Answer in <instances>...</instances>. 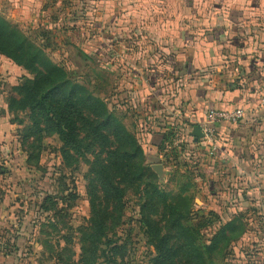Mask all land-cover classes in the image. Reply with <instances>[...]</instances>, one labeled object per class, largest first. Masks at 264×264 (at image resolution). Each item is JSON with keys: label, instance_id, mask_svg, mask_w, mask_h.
Returning <instances> with one entry per match:
<instances>
[{"label": "crops", "instance_id": "1", "mask_svg": "<svg viewBox=\"0 0 264 264\" xmlns=\"http://www.w3.org/2000/svg\"><path fill=\"white\" fill-rule=\"evenodd\" d=\"M10 1L23 17L32 16L28 9L39 10V0ZM96 5L97 60L118 68L116 80L124 88L117 98L142 115L151 166L161 164L164 176L169 174L165 152L182 144L193 151L192 159L199 155L198 162L206 157L227 165L225 178L210 167L197 180H205L203 195L213 196L224 192L222 185L238 182L240 205L252 207L259 218L249 221L251 229L233 247L232 263L264 264V0H101ZM210 109L246 113L239 123L215 125V150L192 137ZM170 133L178 134L174 139L181 144L170 140L159 152ZM7 135L0 128V143ZM13 209L0 201V264H21L23 224ZM9 242L18 249L5 251ZM27 256L33 264L34 253Z\"/></svg>", "mask_w": 264, "mask_h": 264}, {"label": "trees", "instance_id": "2", "mask_svg": "<svg viewBox=\"0 0 264 264\" xmlns=\"http://www.w3.org/2000/svg\"><path fill=\"white\" fill-rule=\"evenodd\" d=\"M44 47L35 44L0 15V55L31 75L13 88L16 95L7 100L11 114L25 115L30 122L24 129L23 144L32 149L43 137L56 136L62 143L60 152L65 165L71 168L85 160L94 176L89 189L91 216L81 236L79 261L71 260L72 252L66 261H60L63 264H119L124 258V247L109 237V232L121 224L125 200L133 190L141 199L136 222L152 248L151 264H208L214 255L225 257L226 251H231L248 230L243 217L237 215L220 224L209 244L202 246L201 231L213 227L212 219L208 218L213 213L209 212L206 217L203 209H194L193 199L187 196L188 185L175 194L162 190L158 185L159 176L147 165L144 146L102 97L71 77L64 66L50 58ZM24 122L17 118L13 123ZM175 135H165L159 152L166 150V143L172 142ZM182 153L193 151L185 144L171 149L165 152L167 163L180 161ZM39 156L40 151L33 150L28 153L27 162H38ZM88 156L93 159L89 160ZM71 199L76 200V196ZM58 206L51 198L38 204L47 214L59 213ZM49 220V232H40L48 238L38 243L50 254L62 258L71 248L66 246L58 251L52 235L62 229L55 215ZM61 239L65 245L72 241L68 236ZM9 248L18 249V245L9 242L3 249Z\"/></svg>", "mask_w": 264, "mask_h": 264}, {"label": "rangeland", "instance_id": "3", "mask_svg": "<svg viewBox=\"0 0 264 264\" xmlns=\"http://www.w3.org/2000/svg\"><path fill=\"white\" fill-rule=\"evenodd\" d=\"M97 1L101 0H39V10L33 14L34 9H28V14L32 16L23 17L14 1L0 0V15L16 25L35 44L45 46L54 62L64 66L71 77L88 86L96 96L102 97L108 108L144 146V123L140 124L144 120L142 115L135 113L125 98H117L118 89L124 88L116 80L118 68L107 67L106 63L103 65L97 60L101 56L95 51ZM25 77L31 75L12 60L0 55V128L9 134L0 143V201L13 205L14 213L23 224L24 240L20 242L23 255L19 258L21 264L32 262H28L29 256L25 257L31 253H34L33 264H63L60 259L66 261L71 252V260L78 262L82 248L81 236L89 226L91 216L89 189L94 176L85 160H81L75 167L65 165L60 152L62 143L56 136L43 137L36 148L32 149L28 144H23L24 129L30 122L25 115L17 117L11 114L7 100L16 95L13 88L19 86ZM17 118L24 119V124L13 123ZM33 150L40 151L39 161L27 162L28 153ZM187 154L181 161H164L171 174L159 177L158 185L173 194L188 185L187 196L193 199L194 209H203L206 217L209 212L213 213L208 215L213 221V227L201 231L199 243L202 246L209 244L220 224L234 216L241 215L248 225L250 220L259 218L253 213L252 207L246 209L240 205L237 181L229 183L228 187L222 185L224 192H217L215 196L203 195L205 180L198 181L197 177L211 171L207 168L214 167L215 174L225 178L230 168L225 164H214V160L206 157L198 159L204 162H198L196 160L199 155L194 160L190 153ZM88 158L93 159L91 156ZM151 164L147 159V165ZM73 195L76 196L74 201L71 199ZM47 198L59 203V213L47 214L38 208V204ZM140 200L136 191L128 193L122 222L109 232V237L124 247V258L120 259L119 264H151L152 248L148 246L145 234L136 222ZM54 215L62 231L52 235V240L59 252L66 246L71 248L62 258L50 254L38 243L48 238L40 232H49V219ZM61 236L71 238V243L65 245ZM226 253L225 257L214 255L209 258L208 264H233L236 253L233 249Z\"/></svg>", "mask_w": 264, "mask_h": 264}, {"label": "built area", "instance_id": "4", "mask_svg": "<svg viewBox=\"0 0 264 264\" xmlns=\"http://www.w3.org/2000/svg\"><path fill=\"white\" fill-rule=\"evenodd\" d=\"M264 105V97L261 99ZM245 111L243 109H210L206 112L203 122L200 124V129L203 134V139L207 144L212 146L215 150L217 146L215 125L223 122L236 124L245 118ZM175 144H181L180 139L177 137L174 140Z\"/></svg>", "mask_w": 264, "mask_h": 264}, {"label": "water", "instance_id": "5", "mask_svg": "<svg viewBox=\"0 0 264 264\" xmlns=\"http://www.w3.org/2000/svg\"><path fill=\"white\" fill-rule=\"evenodd\" d=\"M192 137L194 138L195 142H198L199 139L203 138V134L201 132V129L196 126L192 132ZM154 171L157 173L159 177H162L164 175V167L161 164H155L153 167Z\"/></svg>", "mask_w": 264, "mask_h": 264}]
</instances>
